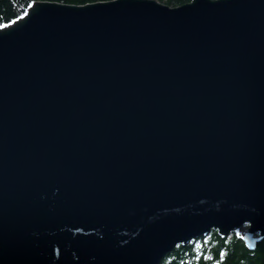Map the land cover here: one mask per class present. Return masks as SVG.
<instances>
[{
	"label": "water",
	"instance_id": "obj_1",
	"mask_svg": "<svg viewBox=\"0 0 264 264\" xmlns=\"http://www.w3.org/2000/svg\"><path fill=\"white\" fill-rule=\"evenodd\" d=\"M0 27V264H158L264 239V0L34 1Z\"/></svg>",
	"mask_w": 264,
	"mask_h": 264
},
{
	"label": "trees",
	"instance_id": "obj_2",
	"mask_svg": "<svg viewBox=\"0 0 264 264\" xmlns=\"http://www.w3.org/2000/svg\"><path fill=\"white\" fill-rule=\"evenodd\" d=\"M34 1L85 4L107 0H0V25L21 16ZM158 1L176 7L190 0ZM158 264H264V239L257 242L253 250H249L235 232L221 237L212 229L208 234L186 244L176 245Z\"/></svg>",
	"mask_w": 264,
	"mask_h": 264
},
{
	"label": "snow or ice",
	"instance_id": "obj_3",
	"mask_svg": "<svg viewBox=\"0 0 264 264\" xmlns=\"http://www.w3.org/2000/svg\"><path fill=\"white\" fill-rule=\"evenodd\" d=\"M29 7H31V5H29ZM27 14V12H25V15ZM4 25H0V27H3ZM221 259H223V253L221 254Z\"/></svg>",
	"mask_w": 264,
	"mask_h": 264
},
{
	"label": "bare ground",
	"instance_id": "obj_4",
	"mask_svg": "<svg viewBox=\"0 0 264 264\" xmlns=\"http://www.w3.org/2000/svg\"><path fill=\"white\" fill-rule=\"evenodd\" d=\"M219 235V234H218ZM220 236V235H219Z\"/></svg>",
	"mask_w": 264,
	"mask_h": 264
}]
</instances>
